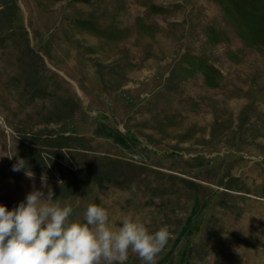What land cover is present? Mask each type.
<instances>
[{
    "label": "rangeland",
    "instance_id": "rangeland-1",
    "mask_svg": "<svg viewBox=\"0 0 264 264\" xmlns=\"http://www.w3.org/2000/svg\"><path fill=\"white\" fill-rule=\"evenodd\" d=\"M49 189L264 264V0H0V205Z\"/></svg>",
    "mask_w": 264,
    "mask_h": 264
},
{
    "label": "clouds",
    "instance_id": "clouds-1",
    "mask_svg": "<svg viewBox=\"0 0 264 264\" xmlns=\"http://www.w3.org/2000/svg\"><path fill=\"white\" fill-rule=\"evenodd\" d=\"M24 167L18 160L12 171ZM52 197L51 189L47 196L33 190L13 210L0 205V264H126L130 252L142 264H156L172 235L167 225L150 231L130 215L112 226L97 204L86 207L83 222L70 219L73 207Z\"/></svg>",
    "mask_w": 264,
    "mask_h": 264
}]
</instances>
